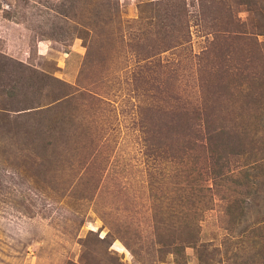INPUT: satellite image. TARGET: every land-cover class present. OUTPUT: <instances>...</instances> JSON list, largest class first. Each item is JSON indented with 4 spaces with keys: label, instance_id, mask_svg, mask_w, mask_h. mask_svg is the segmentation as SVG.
<instances>
[{
    "label": "rangeland",
    "instance_id": "rangeland-1",
    "mask_svg": "<svg viewBox=\"0 0 264 264\" xmlns=\"http://www.w3.org/2000/svg\"><path fill=\"white\" fill-rule=\"evenodd\" d=\"M80 5L0 0V264H264V0ZM52 77L70 101L7 115Z\"/></svg>",
    "mask_w": 264,
    "mask_h": 264
},
{
    "label": "trees",
    "instance_id": "trees-1",
    "mask_svg": "<svg viewBox=\"0 0 264 264\" xmlns=\"http://www.w3.org/2000/svg\"><path fill=\"white\" fill-rule=\"evenodd\" d=\"M113 0H63L64 4L67 7H70V9L73 12V15L76 16L77 13L75 11H80V4L82 3V6H84V9L87 11V13H91L94 14L95 17H97L95 23L97 24V27L102 30L104 24H108L109 22V18L112 15V10L113 7L111 5ZM84 4V5H83ZM264 7V6H263ZM93 9L95 10V13L93 11ZM264 9V8H262ZM259 15L261 17H264V11H260ZM91 26V25H90ZM96 25H94V27H92L93 29H95ZM93 29H89V30H93ZM97 39H90L87 42V48L89 49L90 52V48L94 47V42L98 41V39L100 38L99 33H97ZM89 52H87L86 55L89 54ZM38 77L40 80H42L43 82H45V80L47 79L45 74L43 73H37ZM25 78V77H24ZM3 79H5L4 75L2 77H0V89L2 90V93L5 96H8L11 99H16V97H18V95L20 94L16 89H17V85H19L20 88L23 89L24 85L21 83V80L19 79H11V81H9L8 83H6ZM26 79V78H25ZM30 83L33 82L34 78L31 76L30 78ZM52 79L56 82H58V87L56 86V91L55 93L52 95V98L50 101H43L42 98L43 96L46 95V93H44V86L43 85H38L35 89L30 88V84L29 87L27 86V89L30 90L31 95L33 96L32 99H30L27 102H22L17 100L16 105L13 106V111L15 112L14 114H11L10 112H8V109L4 108V111H6L7 115H20V114H25V113H31V112H37V113H41L44 111H48L49 109H53L50 105H60L64 102L70 101V97L73 96L72 93L70 91H67L66 88L69 87V85H67L65 82L61 81L60 79L56 78V77H52ZM6 80V79H5ZM29 80V79H27ZM2 93L1 96L5 97ZM206 109V108H205ZM6 115V116H7ZM208 117V116H207ZM208 120V118L206 119ZM234 125V124H233ZM235 126V125H234ZM209 128H213L211 129V133L210 131H207V133L209 134V140L211 139V136L214 133L220 132L221 129L220 127H209ZM232 132V134H234V129L230 130ZM50 131L47 133L49 134ZM238 134V132L236 133ZM235 134V135H236ZM235 135L233 137H231V140L234 139ZM48 136H53L52 134H49ZM236 138V137H235ZM70 138H66L64 139L63 143L65 144L66 141H69ZM222 140V137L219 138V141ZM230 140V142H231ZM240 140V139H238ZM34 142H36L37 144L43 143L44 141V137L42 138H38V139H33ZM252 138H250V144L252 143ZM210 141L207 143L206 147L209 145ZM46 145H52V141L48 140L46 141ZM211 145L213 147V142L211 141ZM208 151L215 153V150H217L216 148H209L207 147ZM213 153H210L211 155ZM207 157V156H204ZM202 158V157H200ZM178 164H186V162L181 161V159L178 161ZM253 166V164L251 165ZM207 168V167H206ZM208 174L211 176L212 178V186L213 185H217L216 180L221 178L219 171L214 170L213 166H208ZM211 195L210 198H213L214 195V188L212 190L211 186H208ZM197 189V190H196ZM195 189V195L197 196V192L200 194V192H203V188L202 185L200 184L196 186ZM210 194V193H209ZM181 198H183L181 196ZM235 200V199H234ZM240 211L243 210V208L240 206L239 207ZM196 215L192 214V219L191 222H195V217ZM240 216V215H239ZM177 217L179 219L182 218V216L180 214L177 213ZM196 223V222H195ZM164 236H160V239L158 241V243L163 247V246H169V245H173L172 246V252H175L177 250V248H183L184 246H188V245H194L197 241L198 238V231L195 230L193 233H189L188 235H178L177 239H167L169 241H166L165 238H163Z\"/></svg>",
    "mask_w": 264,
    "mask_h": 264
}]
</instances>
